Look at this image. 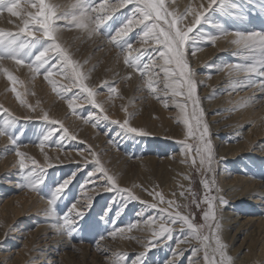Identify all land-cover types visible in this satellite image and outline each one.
Wrapping results in <instances>:
<instances>
[{
  "label": "rangeland",
  "instance_id": "obj_1",
  "mask_svg": "<svg viewBox=\"0 0 264 264\" xmlns=\"http://www.w3.org/2000/svg\"><path fill=\"white\" fill-rule=\"evenodd\" d=\"M49 2L59 6L58 14L76 11L71 8L76 0H49ZM100 2L101 0H88L89 4L95 3L97 8ZM117 3L118 0H109V9ZM208 3L209 0H165L168 11L177 16L184 15L188 8L191 9V14L185 16L183 24L180 25L185 30L194 24L197 13L205 14L201 24L195 26L189 33V41L186 45L187 59L194 73L197 95L204 112L203 123L209 127L210 118L216 112V110L207 112L205 101L210 99L211 95L206 93L213 88L211 94L215 96L222 94L221 90H216L218 77L224 81L236 80L238 88L235 92L234 89L232 90L234 94L242 90L241 86L245 84L246 77L251 78L255 84L252 87V94L248 97L253 100L259 98L258 103L255 104L254 101L253 104L256 110L261 109L264 115V92L259 94L255 91L260 88V82L264 81V75L258 74L264 69H258L257 73H247L226 67L230 64H257L260 54L245 52L240 48L233 55L231 54L233 46L226 38L230 36L220 35L222 31L264 32V0H218V4L214 5L212 10L219 7L222 11L221 15L211 12ZM221 3L222 7L219 6ZM132 8L133 5H128L124 8H116L110 13H91L92 17L97 14L112 16L111 19L104 21L99 32L91 37L88 30L76 28L68 21H59L62 28L58 33V42L68 51L72 60L77 62L80 71L86 77L82 83L97 93L95 99L103 105V111L89 102L86 93L74 83L71 69L61 65L54 52L48 54L49 63L41 69V74L37 75L30 70L29 64L39 63L35 61V56L44 47L49 46V42L42 37L39 42L33 43L29 49L21 53L27 62L25 65H17L10 59L0 60V127H6L9 134L16 139L14 146L9 136H0V262H2L0 264H33L36 261L37 264H116L118 259L120 264H133V261H137V264H204L202 246L198 241L189 239L187 232L176 234L177 232L173 231L172 240L163 238L156 240L151 236L152 234H148L154 240L149 247L148 242L152 239L146 237V230L143 229L149 220L160 219L161 216H166L165 212H167L148 207L149 204L144 201L143 196L151 173L149 169L154 167L157 175L158 169L159 174L170 170L168 163L160 160L168 158L166 153L169 152V146L164 148L159 145L158 140L152 139L153 129L155 131L163 129L165 133L186 136L187 129L176 104L171 106L168 103L173 97L170 94L165 95L164 73L161 67L154 66L152 73L142 76L124 62L125 55L130 54L135 57L142 54L141 63L150 62L151 58L154 65H163V61L158 57L160 46L150 42L148 47H140L145 46L140 39L143 25L134 27L123 39L117 38L118 44L110 42V36L114 35L115 31L131 17ZM20 10L25 19L28 12H35V9L26 3L21 4ZM227 15L229 16L226 17ZM217 25L219 27H216ZM21 27L23 20L20 17L12 16L6 10L0 12V31L18 33ZM213 35L219 36L221 40H216L214 44L209 42L208 37ZM232 37L235 36L231 35ZM20 38L30 39L23 36ZM126 43H131L132 48L126 49ZM193 51L196 52V56H192ZM46 69L53 72L49 79L57 85L55 91L44 79L43 73ZM5 72L13 75L18 81L15 87L23 103L18 101L11 91L13 85L7 80ZM157 73L159 75H156ZM149 81L154 82L157 92L153 93L149 90ZM110 87H115L117 92L111 93ZM254 92L257 94L255 95ZM73 98H76L75 113L68 107V100ZM177 99V102H183L181 98L177 97ZM4 109L7 111L5 112ZM187 111L189 113L192 111L191 103ZM45 113L50 120L60 121L63 128L67 129L68 135L64 136L59 125L45 121L43 119ZM125 120L129 121L130 127L146 133L142 140L136 139V134L129 133L121 127ZM5 121L10 123L5 125ZM53 130H55L53 135L44 142L41 151V140ZM149 130L151 133H147ZM208 139L215 158L214 137L209 134ZM190 142L193 148L198 143L192 138ZM262 146L264 147V143ZM17 147L26 157L35 159L44 168L43 172L36 170L37 176L43 179L38 191H29L27 187L25 176L32 168L31 160L26 161L29 168L22 171L19 167V158L15 155ZM163 151H166L165 155L160 156ZM45 157H48L47 162ZM144 158L154 160L144 161ZM96 160H99L100 166L109 175L116 178L118 188L129 190L137 199H128L127 192L108 190L111 186L103 178L102 173L96 171ZM213 161L211 172L206 170L207 165L203 168L200 166L198 158L196 164L192 165L191 190L196 193V199L202 200L206 193L202 182L205 179L211 181L218 175V170L213 168ZM47 163H51L53 167L48 168ZM90 173L95 174L89 175ZM66 179H70L71 183L56 201L53 212L47 199L54 188ZM171 180L174 185L173 191L170 192L172 200L183 198L180 195L183 192L182 184L178 185L177 178ZM210 195L216 197L213 186ZM140 200L144 203L141 204ZM206 209L207 205L203 203L199 208L195 206L190 192L178 210L180 213L186 212L193 216L196 224H203L202 214ZM77 212L83 213L82 217L77 216ZM66 216L75 222L71 234L64 226ZM216 218L221 225L222 215L217 207ZM137 224V228H140L139 232L136 231ZM130 225H135L132 229L134 228L133 231L136 233L130 231L135 239L129 231L124 234L120 231L122 227L127 230ZM107 234L111 236L108 237ZM118 234L120 238L117 240ZM219 234L223 235V238L222 235L220 237L227 249L230 247L234 249L237 246L231 242L228 234L225 237V231H220ZM113 236L115 237L111 238ZM122 236L129 238L124 239ZM122 238L124 245L121 242ZM138 238L139 240H136ZM112 239H116V247L121 248L116 249L115 241ZM186 239L187 241H184ZM125 240H128L129 244ZM189 243H196L199 246L195 244L196 246L190 247ZM194 249L201 250L194 254ZM122 250H125V253ZM39 253L45 255L43 259Z\"/></svg>",
  "mask_w": 264,
  "mask_h": 264
},
{
  "label": "snow or ice",
  "instance_id": "obj_2",
  "mask_svg": "<svg viewBox=\"0 0 264 264\" xmlns=\"http://www.w3.org/2000/svg\"><path fill=\"white\" fill-rule=\"evenodd\" d=\"M26 3L31 8L35 9V12H28L27 18L21 12V4ZM109 0H101L99 7L95 3L89 4L88 0H76V3L71 5V8L76 10L71 13L65 12L63 14H58L59 6L51 4L49 0H0V12L7 11L10 15L15 17H20L23 20V27L20 28L18 33L3 32L0 31V60L10 59L14 61L17 65H25L27 62L21 56V53L25 49H29L30 46L39 42L42 37L44 40L49 42L48 47H44L35 56V61L39 63L29 64L30 70L39 75L41 74V69L44 68L46 64L49 63L48 54L54 52L56 57L59 59L61 65L66 66L71 69L72 78L75 84H77L81 90L86 93L87 99L95 107L103 111V105L98 103L95 99L97 93L90 87L82 83L86 77L77 64L73 61L68 51L62 47L58 42V33L61 31L62 26L59 21L64 20L76 28L88 30L89 36L97 34L101 28L104 21L112 18L111 14L99 15L92 17L91 13H104L115 11L116 8H124L128 5H133L131 9L132 15L126 22L119 27L114 35L110 36V42L113 44H118V39H123L128 33L136 26L143 25V32L141 36L142 43H155L160 46L158 49V57L163 61V65H154L151 62L141 63L143 55H137L135 57L125 55V64L132 68L137 73L144 75H149L152 73L153 67H161V71L164 73V84L163 89L165 95H171L174 98H181L183 102H177L176 107L180 110L182 115V122L187 129V136L189 138L198 141L195 148L192 144H186V152L194 151L192 163L196 164L197 158L199 159V164L203 168L207 165V171H212V161H213V150L209 136V129L206 123H203V109L200 104V100L197 95V84L194 80V73L190 69V65L187 59L186 45L189 41V33H191L195 26L201 24L204 19V12L197 13L195 15L194 24L185 30L184 27L180 25L183 24L185 16L188 14L186 12L184 15L177 16L175 13L168 11L165 5V0H118V3L111 9L108 7ZM218 4V0H209L208 9H212L214 5ZM219 6H223L221 3ZM191 12V9L188 10ZM94 25V27H93ZM220 35H234L236 39L232 41L233 44L240 46L245 52L259 53V60L257 64L253 65H240V64H230L226 67L233 69L237 72H247V73H257L258 69H264V32L251 31V32H233L229 33L227 31H222ZM28 37L30 39L24 40L20 37ZM220 37L217 35L209 36L208 40L211 43H215ZM125 47V46H121ZM132 44L126 43V49H131ZM196 52L193 51L192 55ZM26 55V53H25ZM260 75H264V71H259ZM44 79L52 85L55 91L57 85L49 79L53 75L50 70H45L43 73ZM156 75H159L158 73ZM7 80L13 85L11 91L15 94L18 101L23 103L21 100L20 93L17 91L15 84L18 83L16 78L5 72ZM130 78V77H129ZM246 87L254 86L253 84H246ZM148 88L151 92H157V87L154 85L153 81H149ZM260 88L264 91V81L260 82ZM109 91L111 93H116L117 89L115 87H110ZM75 100L76 98L68 100V107L75 113ZM191 103L192 111L189 113L187 111L188 105ZM167 106V105H165ZM6 112L7 110L4 109ZM43 119L48 121L52 125H59L64 132V136L68 135L67 129L63 128L60 121L49 119L47 113L44 114ZM105 119L107 117L105 116ZM5 125H8L10 121H5ZM113 123H117L113 121ZM125 128L127 132L134 133L136 135H146L145 132L134 127L129 126V121L125 120L121 125ZM53 131H49L41 140L40 147L43 151V145L45 141L53 135ZM197 133L199 135L197 136ZM9 136L12 144L16 145V139L13 135H10L6 127H0V136ZM75 139V137H72ZM63 139V137H61ZM15 155L19 158V167L23 171L29 168V164L26 163L27 160H31L32 168L28 171L25 179L27 180V187L29 191H38L39 185L43 183V179L37 176V169L41 172L44 168L38 164V162L30 157H26L25 154L16 148ZM48 157H45L47 162ZM97 168L96 171L102 173L103 178L106 179L108 185L111 187L108 190H117L121 192L128 193V199H137L129 190L120 189L117 187L116 178L109 175L108 172L100 166L99 160L95 161ZM47 167L51 168L53 165L47 163ZM95 173H90L89 175H94ZM71 183L70 179L64 180L61 184H58L51 196L47 199V203L51 206L50 210L55 211V203L64 193L65 189ZM203 188L206 193L203 199H196V193L189 189L193 196V202L197 208L200 204H206L207 209L203 211L202 219L203 224H196L194 222V217L189 215L181 214L178 210L180 205L175 204L174 201H167L168 208L173 209V211H167L166 216H161L159 229L152 231V236L160 239L172 240L173 229L169 225H175L179 222L180 228L186 227L188 229L187 236L189 239H194L200 243L203 251L204 264H233L232 258L226 253V245L222 242L220 237L221 225L216 218V203L217 197L210 195L213 181L205 179L203 182ZM151 195V193H150ZM159 196L160 202L164 203V198L160 193H155ZM181 196L184 195L183 192L180 193ZM91 199V198H89ZM143 203V201H141ZM219 203L221 205L225 204L226 201L222 197L219 198ZM75 209V205L72 206ZM149 207L155 208L156 205L152 204ZM164 211V210H162ZM77 216L82 217V213L77 212ZM74 221L69 217L64 218V226L68 229L69 234L74 231L73 225ZM148 223L151 225L154 220H149ZM132 225L128 228V231L132 230ZM121 232L125 231L120 229ZM207 231V234L205 232ZM184 242V241H180ZM149 247L152 246V242H148ZM201 249H194L193 253ZM116 264H120V260L116 261ZM133 264H137V261H133Z\"/></svg>",
  "mask_w": 264,
  "mask_h": 264
},
{
  "label": "bare ground",
  "instance_id": "obj_3",
  "mask_svg": "<svg viewBox=\"0 0 264 264\" xmlns=\"http://www.w3.org/2000/svg\"><path fill=\"white\" fill-rule=\"evenodd\" d=\"M188 10L186 11L188 12L186 16L191 14V12H189ZM210 11L217 12L218 15L219 14L221 15L222 13L219 7H216V9H213V10L211 9ZM228 16L229 15H227L226 17ZM216 27H219V25H217ZM229 36L230 38L229 37H226V38L230 42V44H232L233 46V49L232 50L230 49V50H231V54L233 53L234 55V53L236 51H239L241 47L232 43V41L236 39L235 37L231 38V35ZM217 40H221V38ZM143 44H145V46L143 47L142 45L140 47L145 48L149 46L148 45L149 43H143ZM192 56H196V54ZM227 81H228L227 79L226 81H224L218 77L217 78L218 83H217L216 90H221L222 94L216 95V96L211 94L213 92V88H211L206 93V95H211V97L210 99H207V101H205L207 112L211 113L213 112V110H216L213 117L210 118L208 129H209V134L214 137V143L216 146V149H215L216 156L213 161V168L218 170V175H216V177L213 178L214 180L213 187L215 188L216 197H217V200L215 202L216 207L220 210V213L222 215L220 231H223V232L225 231V237H226V234H228L230 236L231 242L234 244H237V246L234 249H232L233 247H230V249H227L226 247V253L228 252L227 254L232 258L233 264H264V147L262 146V143H264V115L262 114L261 109L256 110V107H255V104L258 103L259 98L258 99L256 98L257 100L256 99L253 100L251 99V97H248L250 94H252L253 86L246 87L245 85L255 84L253 83V81H251V78L246 77L245 84L241 86L242 90L241 91L238 90V92H236L235 94H234V92L236 91L235 89L238 88L237 87L238 85L235 82L236 80L235 81L229 80L228 82ZM256 82L257 84L259 83L258 80H256ZM233 89H234V92L232 91ZM255 91L259 94H262V92H264L261 90V88L256 89ZM257 93H255V95ZM177 101L178 99L173 97V99L171 98V100H169L168 103L171 104L172 106V104L175 105ZM254 101H255V104H253ZM153 131H154L152 133L153 140H158V143H160L159 145L164 148L169 146V152L166 153L168 154V158L160 159V160L165 161L164 163L166 164L168 163L170 170H166L162 174H159L160 171L158 169V175H157L156 173L157 171L156 169L154 170V167L152 169H149V171L151 170L150 171L151 173L150 174L148 173L149 174L148 183H146L145 185L146 189H145V194L143 196H144V201H146L149 205L155 204L156 209L160 210L161 212L162 210H164L163 212H165V211L170 210L168 208L167 201H173L172 196H170V192L173 191V188H174L173 180H171V178L172 179L177 178L178 185L180 183L183 186V193H184L183 198L174 200L175 204H178L181 206L186 201V198L188 197L190 193L189 189H191V186H192V181H191L192 172H193L192 160L195 154L193 151L186 152L185 145L191 144L190 138L188 136L183 135V134L173 135L171 134V132L170 134L165 133L163 129L159 131H155L153 129ZM149 132L151 133V130H149L147 133ZM143 137H144L143 135L142 136L137 135L136 139L142 140L141 138ZM163 152L164 153H161V154L159 153L160 156L165 155L166 151H163ZM153 160H154L153 158H148V159L144 158V161H153ZM155 193H160L163 196L164 203L160 202L159 196H156ZM220 197H222L224 201H226L225 204L221 205L219 203ZM174 208H175V205H173V209ZM145 211H148V210L145 209ZM181 214L188 215L186 212L181 213ZM156 220L151 225L147 223L145 227L143 226L144 231L146 230L145 233H147V234L144 233L146 237L149 236L148 234L151 235L153 229L155 230L159 229L160 219H156ZM175 225L176 226H173V227L171 226L173 228V231L177 232L176 234L181 233L182 230L180 228L179 222ZM137 226L138 224L136 225V228ZM139 226L141 227V225ZM137 229L136 231L139 232L140 228L138 230ZM133 230L134 228L132 229V231ZM126 231L128 232V229L123 231V234L126 233ZM183 231H185V233L186 232L188 233V229L186 227L183 229ZM129 234L131 235V232ZM107 235L108 237L111 236L110 234H107ZM119 235L120 234H118V236ZM115 236L111 238H114ZM118 236H117V240L118 238H120V236L119 237ZM131 236H133L134 238V235H131ZM137 236H142V235L137 234ZM151 236L149 237L151 238ZM122 237L124 238L125 236H122ZM143 237L145 238V236ZM123 238L121 242L124 239L129 238V237L127 236L126 238L124 239ZM222 238H223V235H222ZM113 240L114 239H112V241ZM128 240H125V242L127 241V243L129 244ZM136 240H139V238ZM184 241H187V239ZM112 243L114 245V242ZM127 243L125 244L128 245ZM152 243H154V240ZM115 244H116V241H115ZM195 244L196 243H189V246L191 247ZM114 246L116 249L120 247L118 245L119 247L117 248L116 247L117 244ZM40 255H41L40 257H42L41 259H43V257L45 256L44 254H40ZM2 260H5V259H2ZM33 264H37V261L36 263H33Z\"/></svg>",
  "mask_w": 264,
  "mask_h": 264
}]
</instances>
